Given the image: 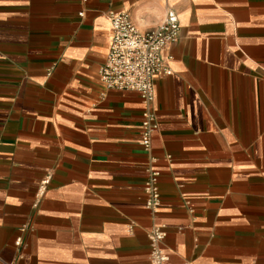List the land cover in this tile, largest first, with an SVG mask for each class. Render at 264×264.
I'll return each instance as SVG.
<instances>
[{
	"label": "crops",
	"instance_id": "crops-1",
	"mask_svg": "<svg viewBox=\"0 0 264 264\" xmlns=\"http://www.w3.org/2000/svg\"><path fill=\"white\" fill-rule=\"evenodd\" d=\"M168 8L146 152L138 93L99 68L109 13ZM155 227L169 264H264V0H0V264H150Z\"/></svg>",
	"mask_w": 264,
	"mask_h": 264
},
{
	"label": "built area",
	"instance_id": "built-area-1",
	"mask_svg": "<svg viewBox=\"0 0 264 264\" xmlns=\"http://www.w3.org/2000/svg\"><path fill=\"white\" fill-rule=\"evenodd\" d=\"M110 40L105 63L99 68V82L106 90L138 93L145 106L141 114L139 144L149 152L151 135L157 129L156 116L151 109L155 99L154 79L160 75H170L169 63L172 57L164 53L178 38L179 20L176 12L168 8L160 23L151 29L141 31L126 13L111 12L108 15ZM144 183L145 207L153 213L160 208L158 189L159 172L153 168L146 170ZM47 175L40 182L38 195H42L50 181ZM150 241V264H169V256L162 243L165 232L155 227L148 233ZM21 245L17 238L15 246Z\"/></svg>",
	"mask_w": 264,
	"mask_h": 264
}]
</instances>
